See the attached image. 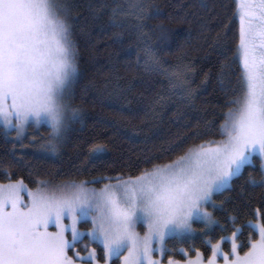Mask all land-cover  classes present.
I'll return each instance as SVG.
<instances>
[{
	"label": "snow or ice",
	"instance_id": "6c2138e0",
	"mask_svg": "<svg viewBox=\"0 0 264 264\" xmlns=\"http://www.w3.org/2000/svg\"><path fill=\"white\" fill-rule=\"evenodd\" d=\"M237 8L236 55L241 67L238 92L230 96V106L223 113L222 139L194 144L174 160L154 164L137 175L105 176L102 179L107 182L101 187L95 186L101 179L97 177L38 180L34 190L27 189L23 179L0 183V264H78L83 257L78 250L69 255V249L81 236L76 227L80 220L92 223V238L103 245L104 264L125 252L123 264H162L153 252L164 255L169 234L193 233L195 220H202L206 227L219 224L207 207L222 206L214 193L230 187L246 166H255L257 154L261 179H250L253 186L264 188V0H237ZM71 11L68 0H0V122L6 130L15 129L18 138H23L30 124L43 123L49 132L33 143L52 155L61 151L73 125L84 118L83 109L74 104L80 69ZM110 11L114 18L131 14L138 20L151 14L140 0H130L126 8L117 4ZM145 63L149 71L167 75L173 89L192 96L190 68L164 69L151 48ZM226 75L222 73L220 79L230 92ZM104 151L106 145L97 143L89 155ZM25 189L30 200L21 196ZM256 213L259 218L247 223L258 238H250L243 253L236 242L241 231L237 227L216 243L208 238L211 256L206 262L198 252L187 264H218L217 256L224 264H264V213L259 209ZM65 217H71V225L63 223ZM141 222L147 228L143 234L137 231ZM50 224L58 230L51 231ZM68 230L71 239L65 234ZM225 240L231 242V252L223 251ZM88 258L101 264L95 248ZM169 264L179 262L169 259Z\"/></svg>",
	"mask_w": 264,
	"mask_h": 264
},
{
	"label": "trees",
	"instance_id": "16d2710c",
	"mask_svg": "<svg viewBox=\"0 0 264 264\" xmlns=\"http://www.w3.org/2000/svg\"><path fill=\"white\" fill-rule=\"evenodd\" d=\"M72 5L73 40L79 53V75L74 84V104L83 109L82 122L73 125L68 141L56 154L23 147L0 125V183L23 179L31 189L38 180H91L118 173L137 175L154 164L174 160L194 144L222 139L220 125L237 94L240 62L237 58L240 21L237 0H140L150 8L143 20L131 14L114 18L110 8L127 7L130 0H68ZM134 2V0H133ZM143 24L145 27L140 28ZM141 31L145 36H141ZM164 69L188 67L192 96L173 89L162 71H149L148 49ZM224 81H231L226 92ZM39 139L49 128H40ZM102 143L106 151L90 156L92 145ZM261 179L260 164L246 166L231 186L214 195L221 207L209 208L219 224L206 227L196 222L195 236H174L166 241L164 261L185 260L229 237L237 227L240 251L257 234L248 221L264 213V188L253 186L251 177ZM236 217L235 221L232 217ZM100 260L104 250L93 240ZM78 244L84 252L87 247ZM225 248H229L225 243ZM72 249H70L71 253ZM72 255V253H71ZM114 260L113 264H118Z\"/></svg>",
	"mask_w": 264,
	"mask_h": 264
},
{
	"label": "rangeland",
	"instance_id": "374dc122",
	"mask_svg": "<svg viewBox=\"0 0 264 264\" xmlns=\"http://www.w3.org/2000/svg\"><path fill=\"white\" fill-rule=\"evenodd\" d=\"M0 125L4 127V125H3L2 122H0ZM42 126H44L43 123H41V124H39V125L34 124V123H33V124H30V126L26 129L23 138H18V137H17L15 129H12V130H6L5 127H4V129H5L8 133H11V134L13 135L15 141L18 142V143H21V145H22L23 147H27V145H33V146L36 148L37 151H40L41 153H47V152L42 151L38 146H36V145L33 143V139H34V138L37 139V140H39V137H38L39 135H38V134H40V132H41V131H40V128H41ZM47 154H50V153H47ZM253 159H254V161H255V164H256V163H258V164L261 163L258 154H257L256 156H254ZM234 178H235V177H234ZM105 183H106V182H105ZM5 184H7V183H5ZM102 185H103V183H102L101 185H99V186H96V185H95V186H96V187H101ZM226 188H228V187H225L223 190H225ZM27 189H31V188H29V187L27 186ZM27 189H25L24 191L21 192V196H22L23 199H25V200H30L31 197H30V195L28 194ZM33 190H34V189H33ZM223 190H222V191H223ZM222 191H219V192H222ZM219 192L214 193V195L217 194V193H219ZM207 207L209 208V205H208ZM209 211H211L210 208H209ZM258 218H259V217H258ZM196 222H202V223H204L202 220H195V221L193 222V228L195 229V231H194L193 233H188V234L173 233V234H169V235L165 238V241H164L165 248H166V241H167L168 238H171V237H174V236H185V235L195 236L196 233H197V230H196V228H195V223H196ZM63 223L66 224V225H71V224H72L71 217H65V218L63 219ZM204 224H205V223H204ZM212 226H214V225H212ZM212 226H211V227H212ZM76 227L80 230L81 236H80V238H78L77 241L75 242V247L72 248V251H71L72 255H75V253H76L77 250H78V251L80 252L81 256L83 257V259L80 260V261L78 262V264H95V259H89V258H88V252L91 251V249H92V248H95V247H89V248L87 247V248H88V249H87L88 251L84 252V251H82V250L80 249V246H78V244H79L80 242H82L81 246L84 248L85 245H87V244H86V241L84 242L85 239L93 240L92 235H91V229H92V227H93L92 223L89 222V221H86V220H80V221L77 223ZM49 229H50L51 231H57V230H58V226L50 224V225H49ZM137 231H139V232H141V233L143 234L144 232L147 231L146 225H144L142 222H141V223H138V224H137ZM239 233H240V232L237 233V236H238ZM65 234H66V236H67L69 239H71V237H72V233H71L70 230H68ZM256 234H257V233H256ZM237 236H236V242H237V244L239 245V242L237 241ZM257 238H258V234H257ZM93 241L97 242V243H98L99 245H101L102 248H103V245H102V243H101V241H100L99 239H96V240H93ZM218 241H219V240H218ZM218 241H216V242H218ZM216 242H214V243H216ZM225 243H228L229 248H225ZM155 247L158 249V248H159V245L157 244V245H155ZM221 247H222V249H223L224 252H231V242H230V241L225 240V241L221 244ZM70 249H71V248H70ZM70 249H69V255H71V253H70ZM180 251L183 252V253L186 255V259H185V260H181V259H180V260H177V259H175V258H169V259L175 260V261L179 262V264H187V262H188L190 259H191V260H195V259H196L197 255H198V252L202 254V258L205 260V262H206L207 259L211 256V255H210L209 257H205L204 254H203V252H201V251H197V252H195L194 255H191V256L188 255V252L186 251V249H181ZM123 255H127V253H126V252L123 253V254L121 255V257H119V258H117V257H113L112 260L109 262V264H113V263H114V260H118V261H119L118 264H123ZM153 257H154L155 259H157V260L162 261V264H169V259H167L166 261H164L165 252H164V255L161 256L160 253H159V251H155V252H153ZM96 258H97V259H100V258H99V253H98L97 250H96ZM230 258H231V257H230ZM217 261H218V264H224L223 258H222L221 256H217ZM101 264H104V261L101 260Z\"/></svg>",
	"mask_w": 264,
	"mask_h": 264
},
{
	"label": "flooded vegetation",
	"instance_id": "af4514ba",
	"mask_svg": "<svg viewBox=\"0 0 264 264\" xmlns=\"http://www.w3.org/2000/svg\"><path fill=\"white\" fill-rule=\"evenodd\" d=\"M72 249V248H71Z\"/></svg>",
	"mask_w": 264,
	"mask_h": 264
}]
</instances>
